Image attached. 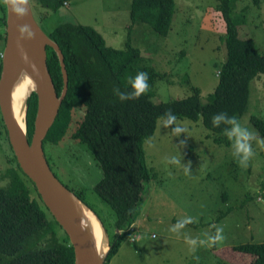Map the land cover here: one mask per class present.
Masks as SVG:
<instances>
[{
    "label": "rangeland",
    "instance_id": "1",
    "mask_svg": "<svg viewBox=\"0 0 264 264\" xmlns=\"http://www.w3.org/2000/svg\"><path fill=\"white\" fill-rule=\"evenodd\" d=\"M218 1L175 0L177 12L167 36L157 34L144 23L128 30L131 0H67L49 14L36 6L35 12L41 17L35 18L46 33L61 22L89 25L102 35L107 45L116 49L125 47L130 32L131 42L141 50L143 59L166 74L157 81L154 102L185 97L191 93V85L200 89L204 101L217 83L216 71L224 60ZM239 15H244V23L238 26L239 36L252 38L259 50L264 51L263 0L257 4L253 0H237L233 16ZM3 45L0 40V51ZM258 76L259 79L250 81L249 107L239 122L256 133L257 139H264L249 120L251 115L264 119V74ZM80 115L78 110L77 116ZM178 122L188 129L187 133L173 136L158 118L152 136L143 143L145 163L154 175L144 183L142 202L132 224L130 236L138 234L139 241L130 242L131 237L123 239L108 264H249V256L231 248L247 241H264V186L261 188L264 148L253 141L255 155L246 168L240 167L231 155V145L218 147L207 139L213 134L200 121L180 118ZM74 127L75 123L55 147L45 148V156L55 167L60 166L57 170L49 163L62 183L82 189L85 201L111 240L115 231L114 212L92 188L101 177V169L87 147L69 137ZM7 151L1 125L0 175L5 173ZM172 156L181 158L184 165L190 163V175H185L183 167L166 163V158ZM186 216L196 217L197 222L187 225L179 236L169 231L176 223L173 219ZM213 224L223 227L224 242L190 252L184 235L203 239L205 233L214 234Z\"/></svg>",
    "mask_w": 264,
    "mask_h": 264
},
{
    "label": "trees",
    "instance_id": "2",
    "mask_svg": "<svg viewBox=\"0 0 264 264\" xmlns=\"http://www.w3.org/2000/svg\"><path fill=\"white\" fill-rule=\"evenodd\" d=\"M66 1L30 0V4L34 16L40 19L35 12L36 6L49 14ZM253 1L258 3V0ZM236 2L219 0L217 3L223 23L219 40L224 47V60L216 71L217 83L204 101L200 89L191 85V93L185 97L154 102L157 81L166 74L143 59L141 50L131 42L130 32L122 49L107 45L102 35L89 25L61 22L47 33L63 54L67 90L42 142L43 149L55 147L75 123L69 137L75 143L84 144L101 169V177L92 188L114 212L113 230H118L112 233L103 264H108L109 257L123 239L130 238L142 202L144 183L154 175L145 163L143 143L152 136L158 118L171 109L178 119L200 121L213 134L205 135L207 139L218 147L230 145L222 132L224 125L213 127L211 118L226 112L239 120L249 107L250 81L264 74V51L259 50L252 38H241L238 34L244 15L233 16ZM176 9L175 0H131L128 30L137 23H144L157 34L167 36ZM0 26L3 27L0 40L4 43L5 7L2 5ZM46 65L59 94L62 88L60 67L49 46L46 47ZM141 71L149 75L147 93L135 100L120 101L113 90L125 91L128 77ZM26 105L25 124L30 140L36 109L35 93L28 96ZM78 110L82 116H77ZM249 120L258 135L264 137V119L251 115ZM1 125L9 152L5 156V173L0 175V264H74L73 248L67 235L41 202L32 182L20 170L8 143L6 129L3 123ZM168 130L171 132V127ZM47 162L49 164L51 160L49 162L47 158ZM63 184L87 203L82 189ZM263 186L264 181L261 188ZM177 220L173 219L174 222ZM231 249L249 256V264H264V241H247L235 244Z\"/></svg>",
    "mask_w": 264,
    "mask_h": 264
},
{
    "label": "water",
    "instance_id": "3",
    "mask_svg": "<svg viewBox=\"0 0 264 264\" xmlns=\"http://www.w3.org/2000/svg\"><path fill=\"white\" fill-rule=\"evenodd\" d=\"M30 9L26 17L18 20L5 8V40L0 54V116L6 129L8 143L20 170L32 182L41 202L67 235L73 248L74 264H103L110 249L106 229L97 214L57 178L44 154L42 142L65 96L67 71L61 49L41 28L34 16L31 4ZM22 24L31 25L35 38L19 41L18 44L17 25ZM47 46L54 50L59 63L62 78V88L59 94L55 91L46 65ZM21 48L27 53V61L22 59ZM32 64H35L38 71H33ZM23 69L27 70L32 83L29 95L32 92L36 95V109L30 140L27 139L25 124L26 103L23 127L18 124L9 103L13 83ZM87 211H90L99 222L106 240L105 248L97 247L91 227L86 223L84 212Z\"/></svg>",
    "mask_w": 264,
    "mask_h": 264
},
{
    "label": "clouds",
    "instance_id": "4",
    "mask_svg": "<svg viewBox=\"0 0 264 264\" xmlns=\"http://www.w3.org/2000/svg\"><path fill=\"white\" fill-rule=\"evenodd\" d=\"M0 5L4 6L9 14L14 15L18 20H22L29 14L30 0H0ZM17 41L31 40L35 38V32L32 30L31 25L22 24L17 25ZM22 52V59L28 60L27 53ZM33 71H38L35 64L31 65ZM149 75L147 72H137L135 76H129L125 85V91H121L119 88L114 89V95L118 97L120 101L135 100L143 96L149 90ZM162 127H171V134L175 137H179L182 133H187L188 129L182 126L178 122L177 115L169 109L162 117ZM211 123L213 127H220L224 125L222 129L223 135L227 137L231 145V155L240 167L246 168L249 160L255 155L252 142L256 143L264 148V139H257V134L249 131L247 128L242 127L239 120L235 115L229 116L226 112H220L212 116ZM174 126V127H173ZM183 144V142H181ZM166 163L183 167L185 175H190V163L184 165L181 163V158L172 156L166 158ZM197 222V218L193 216L183 217L169 228V231L179 236L183 229L189 224ZM83 228V223H82ZM215 229L214 234L205 233L203 239L197 237L192 238L187 234L184 235V242L189 246L190 252H195L197 247L213 248L218 244H221L225 240L224 229L222 226L211 225ZM198 260L199 258L196 257Z\"/></svg>",
    "mask_w": 264,
    "mask_h": 264
},
{
    "label": "bare ground",
    "instance_id": "5",
    "mask_svg": "<svg viewBox=\"0 0 264 264\" xmlns=\"http://www.w3.org/2000/svg\"><path fill=\"white\" fill-rule=\"evenodd\" d=\"M65 4L66 2H64V5ZM31 87H32V83L30 80V76L28 75L27 70L23 69L16 77L13 83L11 93L9 95V103L11 107L10 109L13 112L15 118L17 119L18 124L21 127L24 126L23 121H24L25 100L28 97L29 92L32 89ZM84 213H86L85 214V217L87 220L86 223L88 224L89 227H91L90 229H91L93 238L97 244V247L105 248L106 240H105V236L103 235L101 231L99 222L97 221L95 216L90 211H87Z\"/></svg>",
    "mask_w": 264,
    "mask_h": 264
},
{
    "label": "built area",
    "instance_id": "6",
    "mask_svg": "<svg viewBox=\"0 0 264 264\" xmlns=\"http://www.w3.org/2000/svg\"><path fill=\"white\" fill-rule=\"evenodd\" d=\"M130 237H131V236H130ZM138 237H139V235H138V234H136V236H134V235H133V236L131 237V240H134V238H136V239H137Z\"/></svg>",
    "mask_w": 264,
    "mask_h": 264
}]
</instances>
